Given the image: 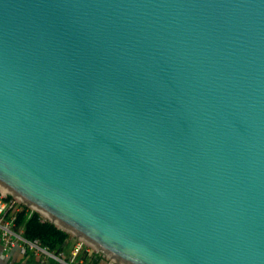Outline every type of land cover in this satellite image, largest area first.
I'll use <instances>...</instances> for the list:
<instances>
[{
  "label": "water",
  "instance_id": "water-1",
  "mask_svg": "<svg viewBox=\"0 0 264 264\" xmlns=\"http://www.w3.org/2000/svg\"><path fill=\"white\" fill-rule=\"evenodd\" d=\"M0 190L118 264H264V0H0Z\"/></svg>",
  "mask_w": 264,
  "mask_h": 264
},
{
  "label": "built area",
  "instance_id": "built-area-1",
  "mask_svg": "<svg viewBox=\"0 0 264 264\" xmlns=\"http://www.w3.org/2000/svg\"><path fill=\"white\" fill-rule=\"evenodd\" d=\"M23 210L33 212L0 190V239L5 249L16 247L23 258L40 264H118L70 234L67 245L60 251L42 246L37 239L26 238L23 225L17 222Z\"/></svg>",
  "mask_w": 264,
  "mask_h": 264
},
{
  "label": "trees",
  "instance_id": "trees-1",
  "mask_svg": "<svg viewBox=\"0 0 264 264\" xmlns=\"http://www.w3.org/2000/svg\"><path fill=\"white\" fill-rule=\"evenodd\" d=\"M17 222L23 225L24 235L28 239H37L42 246L60 251L66 245L69 234L50 221L41 220L39 213L21 211Z\"/></svg>",
  "mask_w": 264,
  "mask_h": 264
},
{
  "label": "crops",
  "instance_id": "crops-1",
  "mask_svg": "<svg viewBox=\"0 0 264 264\" xmlns=\"http://www.w3.org/2000/svg\"><path fill=\"white\" fill-rule=\"evenodd\" d=\"M0 264H39L31 258H23L16 247L5 249L0 239ZM52 264V263H50Z\"/></svg>",
  "mask_w": 264,
  "mask_h": 264
},
{
  "label": "rangeland",
  "instance_id": "rangeland-1",
  "mask_svg": "<svg viewBox=\"0 0 264 264\" xmlns=\"http://www.w3.org/2000/svg\"><path fill=\"white\" fill-rule=\"evenodd\" d=\"M40 218L42 219V220H44V221H47L46 219H44L43 217H41L40 216ZM32 260H34V259H32ZM35 262H36V260H34ZM37 263H39V262H37ZM40 264V263H39ZM52 264H54V263H52Z\"/></svg>",
  "mask_w": 264,
  "mask_h": 264
}]
</instances>
